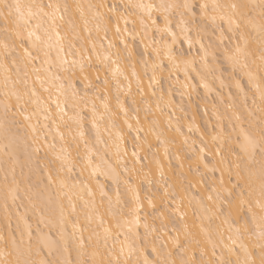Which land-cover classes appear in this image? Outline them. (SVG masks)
<instances>
[{
  "label": "snow or ice",
  "instance_id": "1",
  "mask_svg": "<svg viewBox=\"0 0 264 264\" xmlns=\"http://www.w3.org/2000/svg\"><path fill=\"white\" fill-rule=\"evenodd\" d=\"M120 7L109 6L103 0L88 5L53 0L47 3L0 0V73L3 74L0 128L7 137L9 122L16 124L19 115L29 122L33 133L38 132L42 116L45 121L42 128L48 130L47 133L39 130V135L32 138L37 147L34 168L31 166L33 154L28 156L29 175L25 177L22 173V180H17L13 169L11 182L5 175L0 189L5 213L9 211V200L14 205L23 192L39 220L35 232L30 224L23 230L18 224L15 232L9 224L7 237L0 234L3 242L0 264H133L129 259L132 256L136 257L135 264H264V0L258 5L235 0H160L159 3L140 0L123 5L124 12ZM104 8L108 9L107 13L102 11ZM128 16L136 17L131 21V30ZM120 19L124 20L123 30ZM113 26V34L119 37L123 49L113 41L105 49L99 42L101 32L107 39ZM124 33L133 40L141 33L145 38L153 33L150 44L145 45L147 58L142 55L138 64L130 63L133 52ZM156 35L160 36L159 40L155 39ZM181 38L189 48L199 45V69L194 66V59L175 52L173 45ZM205 38H208L207 44L203 42ZM113 48L115 53L111 51ZM97 64L103 65V69ZM140 66H143V76L151 72L149 89L160 83L165 71L171 79L182 66L185 80L194 72L199 87L206 93L212 90L207 77L219 80L217 103L212 105L217 124L211 144L201 135L200 146L197 148L193 140L190 151L184 153L183 146L191 138L187 133L200 129L195 127L193 116L187 124V133L183 132L178 117L175 132L184 137L183 145L170 151L176 141L167 133L174 127L175 112L167 114V127L156 117V112L163 115L164 108L172 106L171 90L167 95L161 91L154 107L146 99L137 100L132 95L133 80L137 95H145L142 75L137 70ZM229 68L226 83L216 73ZM93 70L105 71L102 82L99 74L95 82L90 79ZM243 78L247 79V87ZM77 81L83 84L82 89ZM37 82L49 93L51 103L38 95ZM113 82L115 110L110 100ZM48 84L51 88L46 87ZM182 87L195 90L197 85L185 83ZM225 88L229 89L226 96ZM52 89H55V100H52ZM122 94L131 97L130 104L127 99H121ZM156 95L153 90L152 96ZM33 105L35 110L31 115L26 114ZM218 105L224 107V113L219 112ZM191 107L189 101L188 108ZM179 108L186 119L183 99ZM85 109L91 113L96 144H104L105 149L101 152L85 141L81 156L77 135L80 140L85 137L88 119ZM34 117L36 125L31 124ZM49 119L63 142L58 153L56 144L47 142L52 131L46 123ZM133 120L135 124L130 122ZM101 123L107 139H102ZM61 125L67 129V135L60 131ZM73 128L77 135H73ZM125 128L133 146L131 167L125 160L128 157L127 148L123 147ZM41 136H45L43 147L47 149L43 156L39 155ZM149 137H154L158 145L151 159L147 154L139 155L146 144L151 150ZM73 142L75 155L69 151ZM161 148L163 159L169 161L168 172L162 163ZM173 158L175 167L171 164ZM81 164V176L91 169L89 180L103 175L111 181L112 191H106L99 181L95 189L79 178L73 181L69 174ZM140 175L145 178L146 188L135 183ZM22 183L27 187L22 188ZM69 225L71 232H68ZM53 229L56 235L52 234ZM245 241L252 242L251 249ZM221 246L217 256L216 249ZM225 250L228 259L224 258Z\"/></svg>",
  "mask_w": 264,
  "mask_h": 264
},
{
  "label": "bare ground",
  "instance_id": "2",
  "mask_svg": "<svg viewBox=\"0 0 264 264\" xmlns=\"http://www.w3.org/2000/svg\"><path fill=\"white\" fill-rule=\"evenodd\" d=\"M22 3H29L31 2V0H21ZM45 3L48 2V0H44ZM53 2H59V3H70V4H74V3H82L84 5H88L90 3H100L101 0H53ZM104 3H106L107 5H112V4H117L120 7V11L124 12V8L123 5H127V4H135L140 2V0H103ZM145 3L149 2V0H144ZM155 2L159 3L160 0H155ZM235 2L238 3H249L251 5H258L260 0H235ZM103 12L107 13L108 9L104 8L102 10ZM125 15H127L125 13ZM256 18L257 20L259 19V9H256ZM128 20L130 21L128 24V28L129 30H131L132 28V24L131 21L135 20L136 17L135 16H128L127 17ZM116 20H113V25H115ZM119 24L121 29L123 30L125 27L124 24V20L120 19L119 20ZM173 28H175V23L173 24ZM114 26H113V31L109 32L107 39H104V34L103 32H101L100 36H101V40L99 42H102L104 45V48L107 49L108 47V42L109 41H113L117 44V46L121 49H123L124 45L119 43V37L114 35ZM95 35V33H94ZM192 35H195L194 33H192ZM124 38L126 39V41L128 42L129 46L132 49L133 52V57L132 60L130 61V63H139V60L141 58L142 55H145V58H147V55L145 54V45L150 44L152 38H153V33H149L148 37L145 38L143 36V33H141V35L136 36L135 40L132 39V36L128 35V33H124ZM144 40V43H141V40ZM155 39L159 40L160 36L156 35ZM205 44H207L208 38H205V40L203 41ZM173 48L175 50V52L178 55L183 56L184 58H188V59H194L195 60V64L194 66L196 68H200V61H199V45L196 44L194 45L192 48H189V45L183 41V38H181L175 45H173ZM112 53L116 52V48H113ZM151 53V47H149L148 49V54ZM101 54H103V50H101ZM69 60H71V57H68ZM115 55H113V59H115ZM93 62L95 63V56H93ZM178 63H180V61H177ZM127 63V62H125ZM37 66H39V62H37ZM98 68L103 69V65H96ZM165 67H167V61H165ZM225 68H227V65L225 64L224 66ZM138 72H140V74L142 75V79H143V86L145 88V95L144 97H140L139 95H137V89H136V83L135 80L132 81V95L136 97L137 100L140 99H146L149 103H151L153 105V107L155 106V102L157 100V98L160 95V92L163 91L166 95L169 93V90H171V99L174 101V103L172 104L171 107H167L164 108V114L162 115L160 112H156V117L159 118L162 122H164V126L167 127V120H168V115L169 113L175 112V115L172 116V122H173V129L171 132H168L167 135L172 138H175L176 144L174 146H170V151H176V148L180 145H183V140L184 137L180 136L178 133L175 132V126H177V118L179 117V126H182V131L187 133V124L189 122L192 121V117L195 116V127L199 128L200 131L196 132L195 130L193 131V133H187L191 138L188 141V145H184L183 146V151L184 153H187L188 151H190V147L192 145V141L195 140L196 144L195 146L198 148L200 146V136L204 135L205 140L208 141L209 144L212 143L211 140V136L214 134L215 129H216V124L217 121L215 119V116H213V108L212 105L213 103H217V97H216V91L219 89V80H214V78L212 76H208V83L210 85V87L212 88L211 91L209 92H205V90L201 87H199V80L196 79V74L194 72L190 73V77L188 80H185L184 77V72H183V66L181 67V70L178 72H174L171 76V79H168V72L165 71L163 73V78L160 79V83L158 85L154 84L152 89L148 88V83H149V77L151 76V72H149L148 76H143V66H140L138 69ZM128 72L131 71L130 68L127 69ZM229 72H231V69L229 68L227 71H224V69H221L220 71H218L216 73V76H219L221 79H223L226 83L228 82L229 79ZM97 74L100 75V81L102 82L105 76V71L101 70L99 73H97L96 71H91L90 72V79L92 81L95 82V78L97 76ZM2 73H0V87H2ZM239 75V72H238ZM122 79V77H121ZM179 79V83H177V80ZM244 79V84L245 87H247V79ZM32 80H35V77H32ZM31 81H30V85H31ZM188 83V84H192L195 83L197 85V88L195 90H192L191 88H183L182 85ZM77 84L79 85V87L82 89L83 88V84H81L79 81H77ZM35 87L37 89L38 95L41 96V98L44 101H47L49 103H51V101H49V93L45 92L42 88H40V84L39 82H37L35 84ZM46 87L51 88V85L48 84L46 85ZM127 88V82H125V90ZM155 90L157 95L156 96H152V91ZM224 94L225 96L227 95L229 89L225 88L224 90ZM233 93H235V89H232ZM181 92L184 93V96H181ZM52 100H55L56 97V93H55V89H52ZM189 93H191V95L189 96ZM116 94V86H115V82L112 83L111 85V94H110V100H111V105L115 110V97ZM2 92H0V99H2ZM121 99L125 100L127 99L128 103H131V97H126L125 95H121ZM181 99H183L184 101V106L187 109V118L185 119V113H182L180 111L179 105L181 102ZM189 101H191L192 107L189 109L188 108V104ZM97 103L99 104L100 102L97 101ZM252 100H251V94L249 95V99H248V104L251 106ZM205 106L207 109V114H205ZM219 108V112L220 113H224L225 109L222 105H218ZM52 109L55 110V104H52ZM198 109V110H197ZM35 110V106H30L29 108V112L26 113L28 115H31V112ZM101 111H103V109H101ZM84 113L87 115L88 119L85 121V126H84V131H85V137L83 140L79 139V136L77 135L76 129L73 128V135H77V142H79V150L81 153V156H83L84 152H85V147H84V143L85 141H89L90 142V147H93L94 149L96 147H98L101 152H103V150L105 149V145L104 144H96V133L95 130L91 129V113L85 109ZM71 114V113H69ZM228 115L230 116L231 113L229 112ZM53 119H55L56 117L53 116ZM123 118V117H122ZM141 120H143V113H141ZM131 123L135 124V121H130ZM0 123H3V107L0 106ZM28 123L24 121L22 116H17L16 117V124H11V122H9V127H10V133L6 134L3 130V128H0V189L3 188L4 185V178L5 175L8 176V180L9 182H11L12 180V175H13V169L15 170L14 175L16 176L17 180H22V173L23 176H28L29 175V162H28V156L29 154H33V162H32V167H35V154H34V148L37 147V145H33L32 143V138L34 135H39V130L44 131L45 133L48 132L47 129H43L42 125L45 123V121L43 120V117H40V126H39V130L37 133H33L32 129L28 127ZM46 123L49 124L50 127H52L51 124V119H49ZM224 126H227V120L225 119L223 121ZM31 124L32 125H36L37 124V119L34 117L31 120ZM100 130H101V136L102 139H107V133L104 131V124L101 123L100 125ZM60 131L64 132L67 135V129H65L62 125L60 127ZM124 135H125V140L126 143L123 145V147L127 148L128 151V157H125V160L128 163V166L131 167L133 164V158L131 157V153L133 150V146L131 143V139L128 138V130L127 128L124 129ZM133 135H135V133L133 132ZM53 137H55V139H53ZM69 140H71V137H68ZM45 142V136H41L40 139V147H41V151L39 153L40 156H43L44 153L47 151L46 148L43 147V144ZM47 142L49 144L51 143H55L56 144V152L58 153L60 151V147L61 144L63 143L62 141H60L59 136L56 134V128L52 127V131L51 134L47 136ZM111 143V141H109V144ZM149 144L152 145L151 150L148 149V145H144L143 150H141V152L139 153V155L141 157L145 156V154H147V158L151 159L152 158V152L156 150V148L158 147L155 138L154 137H149ZM8 145V148L6 149L5 146ZM69 151L73 152V155H75V142L72 143V147L69 149ZM114 151V149L112 150ZM160 155L162 157V163L165 166V171L168 172V164L169 161L168 159H163V149L161 148L160 150ZM50 158L52 157V154L49 153ZM110 159V157H108ZM144 163H147V160L143 161ZM171 164L173 167H175L176 165V161L173 158L171 160ZM83 167V165H78L77 168H75L73 170V172L71 174H69L72 177V180L75 181L77 178H79L82 182H88L90 184L91 187H93L95 189L96 183L97 181H99L101 184L105 185V190L106 191H112V186H111V181L109 179H107L105 176L103 175H97L95 177H92L91 180H89V173L91 171V169H89L88 171L84 172V175L81 176L80 175V169ZM137 167H139L137 165ZM154 165H153V169H154ZM187 167V165H186ZM217 177H219V173L216 174ZM32 180L35 181L36 180V175L33 174L32 175ZM135 183L137 185H143L145 188L147 187V183L145 181V178L143 175H140L136 180ZM22 188H26L27 185L22 183L21 184ZM230 187V185H229ZM97 203H99V193L97 192ZM9 211L8 213H5L4 211V200H3V196L2 193H0V234L4 235L5 237H7L8 235V231H9V224L11 225V229L15 232V230L17 229V225L19 224L20 228L23 230L26 225L30 224L32 227L33 232H35V229L37 227V223L39 220L38 215L32 210L31 205L28 203V201L24 198V193L21 192L20 193V198L17 199L15 201V204L13 205V202L11 200H9ZM17 213H19V215H17ZM189 217L191 218L192 216V212L191 210H189L188 213ZM7 216V218H6ZM189 223L191 224V220L189 221ZM197 223H199V221H197ZM40 227L45 231L48 232V228H46L43 224L40 225ZM227 226H225V235H224V240L225 242L228 241V233L226 231ZM71 226L69 225L68 227V232H71ZM142 231V229H141ZM53 235H56V230L53 229L52 232ZM87 235V234H86ZM17 238H19L18 233H17ZM121 239H123V237H121ZM246 243L249 244L250 249H251V243L250 241H245ZM2 241H0V245H2ZM109 246H111V243L109 244ZM221 247H218L216 249L217 252V256L220 255L221 252ZM211 252V247L209 246V253ZM45 255H47L45 253ZM74 253H73V258H74ZM224 258L228 259V253L225 250L224 251ZM129 259L131 261H133V264H135V260L136 257L132 256L129 257ZM231 259L233 261H235V256H232Z\"/></svg>",
  "mask_w": 264,
  "mask_h": 264
}]
</instances>
